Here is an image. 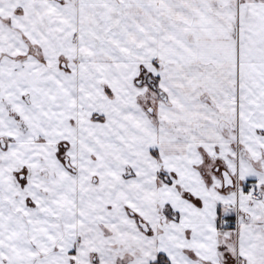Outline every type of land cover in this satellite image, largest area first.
I'll return each instance as SVG.
<instances>
[{
	"label": "crops",
	"instance_id": "obj_1",
	"mask_svg": "<svg viewBox=\"0 0 264 264\" xmlns=\"http://www.w3.org/2000/svg\"><path fill=\"white\" fill-rule=\"evenodd\" d=\"M96 2H79L75 13L52 23L49 9L39 26L48 37L75 33L76 49L91 57L96 53L100 63L120 59L114 50L128 54L124 60L134 63L137 58L178 63L165 78L176 92L182 136L165 149L177 158L162 162L165 171L178 176L180 189L159 183L148 188L142 216L147 226L134 216L125 226L122 218H114L119 225L110 224L113 236L105 240L82 216L91 201L80 200L76 178L52 146L70 138L72 129L65 123L49 126L52 116L42 132H22L4 100L7 94L13 96L17 109L23 103L8 81L0 80L6 89L0 93V136L12 140L0 164V264H153L159 253L169 264H264V203L237 190L223 191L213 170L207 171L210 183L202 171L210 166L207 153L212 163L221 160L238 182L259 180L264 185V0H123L122 10L127 7L129 17L122 11L121 32L108 26L120 22L121 8L115 2L106 4L111 23L97 30ZM5 22L0 15V42L6 35ZM162 51L163 58L158 55ZM5 56L0 52V61ZM45 59L51 61L49 56ZM29 61L41 63L33 56ZM235 128L247 155L240 160L230 139ZM45 163L56 177L36 175L27 197L12 181L14 169ZM161 201L169 204L177 220L157 208ZM228 220L237 221L235 227L225 228Z\"/></svg>",
	"mask_w": 264,
	"mask_h": 264
},
{
	"label": "rangeland",
	"instance_id": "obj_2",
	"mask_svg": "<svg viewBox=\"0 0 264 264\" xmlns=\"http://www.w3.org/2000/svg\"><path fill=\"white\" fill-rule=\"evenodd\" d=\"M47 1L48 4L45 5L41 3V0H0V5H2V8L0 7V15L6 20V35L4 38H1L3 41H1L2 43L0 42V52L7 55L5 56L6 58L0 61V65L7 60L8 63H5V65L10 67L8 72L17 76L28 73L32 66L39 68L44 64L46 65L45 67H51L54 70H62L61 72H65L68 71L69 68L64 70L59 67L58 63L66 62L64 60L65 58L72 63L70 66L74 68V78L63 74L64 72H50L57 88L51 89L52 95L49 100V105L51 106L52 115L54 117L53 126L57 124L58 120H61L60 115H62V113H58L57 110L59 108L63 111L67 110L72 118L71 126L75 127L78 138L82 141H86L87 145L88 140L94 142L89 144V159L92 162L88 167L90 171L89 174L98 176L101 180L107 182V187L110 188L111 191L108 190L110 195L106 196L110 197L108 202H110L111 205H107V200L103 199L105 196H102L103 198L100 200L99 198L94 199L90 197L87 201H91V205L86 208V213L82 211V216L87 220L89 227L104 236V234H107L110 230V224L112 222L117 223L116 220H118V218L124 220V222H121L124 226L128 225L132 220V218L127 216V207H124V205H128L131 209L143 216L144 201L148 188L158 186V182L154 177L156 171L159 170L160 158L158 152L162 155L161 160L163 161L164 159V162L165 160H175L177 158L175 155L176 153L174 151L167 152L165 149L172 141H181V139H178L177 136L169 131L163 130L162 127L160 129L158 128V134H154L151 131L152 124L148 123L146 119L142 120L135 115L133 110L139 108L143 97L142 95L140 97L131 93V86L126 79L129 73H125L124 70L118 71L115 68L112 69L110 64L117 63L118 66H125L128 68V64L134 63L132 60H124L128 57V54L126 55L122 51H117L123 60H120L121 58L119 57L120 59L117 60L109 59V63H100L97 60L96 53L91 57L89 54H84L76 49L77 45H79V36H74L75 33H69L68 35L62 34V37L58 34L55 35L56 33H52L50 37H48V34H45V30L39 26V23H42L44 14L48 12L47 10L50 9L51 11V14H48L49 16L54 15V18H51V20L49 19L52 23V21L57 18L66 17L69 14L75 13L77 9L80 8L79 2L82 3L87 0ZM96 1L94 5L95 11L93 13L95 14L94 17L97 22L96 27L99 31V27L103 29L107 27L108 23H111L108 18L107 20L104 19V15H109L108 7L106 14L105 6H107L106 4L115 2V0ZM122 2L123 0L121 3ZM84 4H81V7ZM118 8H121L119 4ZM122 11L128 13L129 17V9H127V7H125L124 10H122V8L120 11L118 10V12H120V22L116 23H120L121 26L124 17ZM31 20L32 22H30ZM60 23L58 22V26H60ZM126 23L130 24L129 18L126 20ZM115 24H113V26H108L114 27ZM117 25L119 28L123 27L119 26V24ZM31 26L33 32L30 30ZM16 29L18 30L16 31ZM34 30H36V32ZM158 30L159 29L156 31ZM95 38H100L98 33H96ZM51 41L53 43L55 42L58 48H55ZM154 42L158 43V40L155 39ZM27 47H30L27 53L14 54ZM160 51L161 49L159 52ZM117 52L114 50L113 54H117ZM167 54L169 57L174 56L173 52H168ZM43 55L45 57L49 56L51 61L49 62ZM158 55L163 58L162 56H165V53L162 51L158 53ZM30 56L39 59L41 63H39V65L37 63H31V61H29ZM135 63H144L141 64V69L139 68V70H141L140 74H137L139 71L135 74L134 81L142 78L141 86L148 97L146 107L154 106L157 108L156 114L158 117L161 109L160 112L162 115L163 110L164 114L172 111L174 94L169 87L168 78H165L169 73V63H165L159 59L138 60V58L137 60L135 59ZM176 64L178 63H171V73L177 68L175 66ZM12 65H14L13 68H11ZM70 74H72V70ZM114 74H116L117 77L114 76L115 80L112 82L111 80ZM163 78L165 79L162 80ZM45 79L47 80L46 74L41 76L39 80L45 82ZM104 82L107 83V88L100 87L105 85ZM151 82L154 84L156 90H160L168 95L170 105H166V103L161 100ZM96 86L99 87L97 91ZM58 91L60 92L57 93ZM61 98H63L64 101H62ZM160 103L161 105H159ZM38 104H40V107ZM47 104L48 100H39V102H35L33 106L32 103L30 106H27V110H21V113H25V115L29 117L31 129L33 131L37 129V132L40 133L48 127V120H45L41 116V113L44 111L43 108L47 107ZM41 105L43 108H41ZM100 107H103V110L99 112L96 109ZM88 108L89 110L92 109L95 114L89 113ZM182 108L183 106L181 109ZM72 110L75 111L74 116L71 114ZM30 111L33 116L29 114ZM176 114L177 113H172V115H170V118L175 122L179 121L177 116H175ZM152 117L155 121V115ZM163 119L166 118L164 116H162V119L159 117V120ZM179 122L180 125H182V122ZM164 124L168 127L167 122H164ZM93 147L98 148L100 157V159L95 162L92 161L94 152ZM108 158H113L112 162H114V164H112L115 167L109 164ZM119 164L126 166V171L124 173L120 171H124V167L120 168ZM109 169L114 173L111 177L108 176ZM93 178L95 181L96 178ZM91 182L93 183V181ZM100 182V184H102V181ZM102 189H105V187ZM158 191L159 189H157L156 192ZM81 193H83V191H81ZM102 193H105V190ZM99 194L101 195V191ZM263 196L264 190H262L258 198L260 201L262 200V203H264ZM108 206H111V208H108ZM144 213L146 214L145 211ZM132 214L133 213H131V215ZM112 215H114L116 220L112 217L110 218ZM117 224L119 225V223Z\"/></svg>",
	"mask_w": 264,
	"mask_h": 264
},
{
	"label": "flooded vegetation",
	"instance_id": "obj_3",
	"mask_svg": "<svg viewBox=\"0 0 264 264\" xmlns=\"http://www.w3.org/2000/svg\"><path fill=\"white\" fill-rule=\"evenodd\" d=\"M115 3H117V5L119 4V6H121V8L123 7V2L121 3V0H115ZM121 3V4H120ZM106 7V14H107V6ZM110 21V16L104 15V19L105 20ZM119 26H121L120 23ZM115 24L114 27H112L113 31H117L119 30L121 32V29L118 27V25ZM122 27V26H121ZM100 30L101 27H99ZM105 42H109V39L107 37H105L103 39ZM119 50H116V52ZM118 53V52H117ZM119 54V53H118ZM66 62H62V63H58L59 67L62 69H67L69 68L68 71H58V70H54L51 67H45L46 65L44 64L42 67H35L32 66V68H30L28 73H24V74H20L17 76L12 75L11 72H8L10 70L9 66H6V68L4 67L5 63H1L0 65V80H6L8 81V88H10L11 90H14L16 95L19 96V99L22 101L23 103V108L21 109H17L14 106L13 103V96L7 94L8 96H6L5 100H4V104L5 107L8 111L9 116L15 121L16 125L21 129L22 132H29L31 130V124H30V120L29 117H27L25 115V113H21L22 109H26L27 110V106H30L32 103L33 104L36 102L38 103L39 100H48V104L47 107H44L41 105V108H43V112L41 113V116L45 119L48 120L50 117H52V109L51 106L49 105V100L51 99V89L53 88H57L54 84V80L52 78V75L50 74L51 71H55V72H61L65 75L71 76L72 78H74V68H72L70 65L72 63H70V61L68 59H64ZM68 62V63H67ZM39 65V63H37ZM111 64V68H115L118 71L120 70H124L125 73H129L128 77L126 78L128 80L129 85L131 86V93H133V95H137L140 96L142 95V100H141V106L139 105V108H135L133 111L135 113L136 116H138L139 118H141L142 120L146 119L148 121V123L152 124V128L151 131L154 134H158V128L160 129L161 127L163 128V130H167L170 133L174 134L175 136H177L178 139H181V125H180V117L178 116V120L179 121H173L170 118V115H172V113H177L178 110H176L177 105L175 103V95L176 92H174V88L173 85L171 84V81H168L169 83V87L171 88V90L173 91L174 94V98L172 100V105H173V109L172 111H170L169 113H165L164 114V110H163V115L162 113L159 111V117L162 119V116H164L166 119L163 120H159V117L156 114V109L154 106H148L146 107L147 101H148V97L146 95V93L144 92V89L142 88V78L135 80V74H140L141 70H139V68L141 69V64L144 63H130L128 64L129 67H125V66H118L117 63H110ZM127 64V63H125ZM170 64L168 65V68L170 69ZM14 65L11 66V68H13ZM4 67V68H3ZM36 68V69H35ZM72 70V74H70V71ZM74 71V72H73ZM47 72V73H45ZM44 74H46L47 76V80L45 79V82L40 81L39 79L41 78V76H43ZM134 74V75H133ZM120 75V74H119ZM114 76L117 77L116 74L113 75L112 78V82L114 79ZM169 76V74H168ZM167 77V76H166ZM164 80V78L162 79ZM115 83V82H114ZM104 86H100V87H104L107 88V83L104 82ZM152 84V82H151ZM172 85V86H171ZM153 88H154V84H152ZM47 87V88H46ZM97 89H99V87L96 86V91ZM155 89V88H154ZM5 87H4V83L0 82V93H5ZM158 93V96L161 98V100H163L164 103H166V105H170V101H169V97L167 94H165L164 92L160 91V90H156ZM60 91H58L57 93H59ZM204 92V91H203ZM147 97V98H146ZM202 99H204V101H207L205 99L206 94L202 93L201 94ZM62 101L63 98H61ZM145 101V102H144ZM161 105V103L159 104ZM38 106L40 107V104H38ZM89 110V108H88ZM97 111H101L103 110V107L96 109ZM58 113H62V115H60V119L57 121V125H61L63 123H65L68 127H70L72 129V132L70 134V136H66V137H70V138H61L58 139V141L56 140V142H54L52 144V146L54 145L55 149H57L58 152V159L59 161L66 167V169L68 170V173L71 177L76 178L78 186L76 188V194L78 195V197H80L81 201H85V199H88L90 197H93L94 199H102V196H105L103 199L107 200V205H111L110 202H108V199L110 197L106 196V195H110L109 191L110 188L107 187V182L105 180H101L100 177L95 176V175H91L89 174L90 171L88 170V167L91 165V160L89 159V144H92L94 142L89 141L88 140V145L86 141H82L81 139L78 138V135L76 133V129L75 127L71 126V120L72 118L70 117V115L68 114L67 110L63 111L61 108H59L57 110ZM91 112V114H95L92 109L89 110V113ZM23 114V115H22ZM30 115H33L32 112H29ZM72 116H74L75 111L72 110L71 111ZM81 114L83 115V113L81 112ZM25 115V116H24ZM153 115H155V119L158 121H154V118L152 117ZM86 116V115H85ZM89 116V115H88ZM176 116V115H175ZM54 117L52 118V125H54ZM49 122V120H48ZM164 122H167L168 127L166 124H164ZM49 126H51V122L49 123ZM235 132L234 134L230 135V139L233 140L232 142L234 143L235 146V150H236V154H237V158L240 159H244L247 158L246 156V149H244L242 147V145H240V142L238 141V137H237V129H234ZM42 138H45L42 136ZM10 143H12L11 138L7 137V136H0V164H2L4 162V158L5 155L8 153L9 149H10ZM72 149L74 150V153L71 152ZM206 156V162L210 163V166L207 169H202L203 173H205V178L206 181H208L210 183V179L208 178L209 176V172L207 173V171L213 170L214 173H212V175H216L219 179H221V183H222V190L223 191H231V190H237L238 192H243L245 194H248L252 197L253 201H255L256 199L259 198V196L262 193V190H264V185L263 183H261V181L259 180H246L244 182H241L236 178V175L234 173H232L231 171H229L228 169H226L225 167L222 166V162L221 160H217L215 161V163H212L211 157H209V155H207V153H204ZM160 161H159V170L156 171L155 173V179L157 180V182L159 183V186L161 184H166V185H170L173 186L174 188H178L180 189V180L178 178V176L175 174V172L173 171H165L163 169V162H162V155L158 152ZM99 154L98 152H93V157H92V161L95 162L97 160H99ZM211 161H210V160ZM109 160V164L111 166H114V162L113 158ZM113 163V164H112ZM120 168L124 167V171L120 170L121 172H125L126 171V166H124L123 164H119ZM115 167V166H114ZM44 174H50L53 178L56 177V173L53 171L52 167L49 164H43L40 165L38 167H33V166H29V165H18L13 172L12 175V181L14 183V185L20 189H22L24 192V194L27 197H31V194L29 192L30 187H32L33 185V180L34 177L36 175H44ZM114 173H112V170L109 169V177L113 176ZM225 174H229L233 180H234V187H226L225 185V178L224 175ZM96 178V180L94 181V178ZM93 181V183L91 182ZM102 181V184H100ZM84 185H86V187H84ZM98 186V187H97ZM105 189H102L104 188ZM105 193H102L104 192ZM109 190V191H108ZM149 190V189H148ZM151 190V189H150ZM81 191H83V193H81ZM101 191V195L99 194V192ZM124 207L126 208V213L127 216H129L130 218H132V216H134V218H136L143 227L147 226V224L144 222V218L138 214L137 211H134L133 209H131L128 205H124ZM108 208H111V206H108ZM158 209H160L163 212H166V214H170L171 218L177 220L178 218L176 217L175 212L173 213L172 208L169 206V204L167 205V203H163L162 201L160 203H158L157 206ZM131 213H133L131 215ZM108 215V214H107ZM114 218V215L110 216V218ZM132 220H134L132 218ZM228 222L229 224L226 226L224 225L225 228H230V227H235V223L236 221H225L224 223ZM161 231L162 227H161ZM113 233L109 230L107 234H104V236H102L105 240H109V237H112ZM109 245V244H108ZM108 247V246H107ZM97 260V259H96ZM124 260V259H123ZM123 262V261H122ZM121 262V263H122ZM153 264H169L167 262L166 257L159 253L157 255V259L155 262H153Z\"/></svg>",
	"mask_w": 264,
	"mask_h": 264
},
{
	"label": "water",
	"instance_id": "obj_4",
	"mask_svg": "<svg viewBox=\"0 0 264 264\" xmlns=\"http://www.w3.org/2000/svg\"><path fill=\"white\" fill-rule=\"evenodd\" d=\"M226 187H234L235 183L233 178L229 174L224 175Z\"/></svg>",
	"mask_w": 264,
	"mask_h": 264
},
{
	"label": "built area",
	"instance_id": "obj_5",
	"mask_svg": "<svg viewBox=\"0 0 264 264\" xmlns=\"http://www.w3.org/2000/svg\"><path fill=\"white\" fill-rule=\"evenodd\" d=\"M226 225H228V224H226Z\"/></svg>",
	"mask_w": 264,
	"mask_h": 264
},
{
	"label": "bare ground",
	"instance_id": "obj_6",
	"mask_svg": "<svg viewBox=\"0 0 264 264\" xmlns=\"http://www.w3.org/2000/svg\"><path fill=\"white\" fill-rule=\"evenodd\" d=\"M236 31V30H235Z\"/></svg>",
	"mask_w": 264,
	"mask_h": 264
}]
</instances>
